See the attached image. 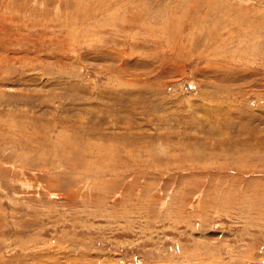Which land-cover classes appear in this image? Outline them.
Segmentation results:
<instances>
[{"label": "rangeland", "instance_id": "obj_1", "mask_svg": "<svg viewBox=\"0 0 264 264\" xmlns=\"http://www.w3.org/2000/svg\"><path fill=\"white\" fill-rule=\"evenodd\" d=\"M0 264H264V0H0Z\"/></svg>", "mask_w": 264, "mask_h": 264}]
</instances>
